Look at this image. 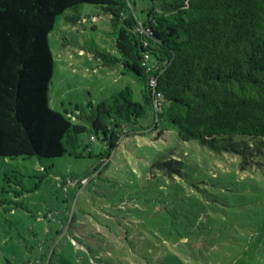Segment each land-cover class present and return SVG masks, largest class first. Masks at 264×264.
Segmentation results:
<instances>
[{
    "label": "rangeland",
    "instance_id": "374dc122",
    "mask_svg": "<svg viewBox=\"0 0 264 264\" xmlns=\"http://www.w3.org/2000/svg\"><path fill=\"white\" fill-rule=\"evenodd\" d=\"M150 2L135 0L140 19ZM114 30L100 5L55 17L51 108L80 121L73 112L123 88L141 100L136 78L103 63L118 56ZM152 123L140 118L149 127L110 155L95 139L82 157L0 156V264H264V154L217 153L172 129L159 137ZM171 158L181 172L155 165Z\"/></svg>",
    "mask_w": 264,
    "mask_h": 264
},
{
    "label": "trees",
    "instance_id": "16d2710c",
    "mask_svg": "<svg viewBox=\"0 0 264 264\" xmlns=\"http://www.w3.org/2000/svg\"><path fill=\"white\" fill-rule=\"evenodd\" d=\"M82 3L110 13L118 56L102 54L103 63L119 62L136 78L141 100L123 88L89 115L73 112L74 121L48 105V35L58 14ZM134 5L0 0V156L82 157L95 139L110 155L124 136L149 127L139 124L148 113L159 137L172 129L217 153L264 154V0H151L143 19ZM155 165L182 169L173 158Z\"/></svg>",
    "mask_w": 264,
    "mask_h": 264
}]
</instances>
